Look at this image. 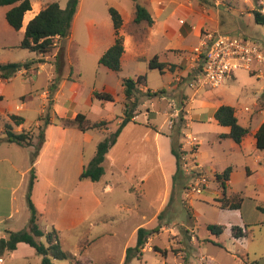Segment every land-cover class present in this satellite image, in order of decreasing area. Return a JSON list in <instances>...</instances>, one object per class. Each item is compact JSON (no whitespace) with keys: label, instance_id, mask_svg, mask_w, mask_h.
Returning <instances> with one entry per match:
<instances>
[{"label":"rangeland","instance_id":"374dc122","mask_svg":"<svg viewBox=\"0 0 264 264\" xmlns=\"http://www.w3.org/2000/svg\"><path fill=\"white\" fill-rule=\"evenodd\" d=\"M68 1L30 0L32 10L25 15L20 31L12 29L6 21L9 7H0V64L34 62L29 70L22 69L10 80L0 78V135L4 136V127L12 124L10 116L15 114L24 118L25 123L21 129L13 126L14 131H31L35 136L32 147L0 143V239L7 237L6 231L18 232L28 227L27 196L33 169L31 200L38 211V225L45 233L55 229L63 251L70 255L69 259L53 260V264H124L127 248L136 246L139 228L149 232L161 229L148 238L141 259L135 257L129 264H264V214L259 210L264 206V166L254 161L257 156L254 150L240 147L231 139H222L221 135L229 133V128L211 118L218 105H227L236 110L238 121L244 125H249L251 114L256 116L254 123L263 121L264 82L238 69L234 78L229 77L222 87L210 89L198 82L197 72L181 77L175 69L164 73L150 69L148 62L155 55L160 56V61L170 63H180L187 55L166 56L163 50L168 43L166 38L140 42L148 34L147 25L137 26L131 20L136 3L145 6L146 0H82L72 38H57L56 47L47 55L19 47L27 24L46 4L57 2L64 9ZM192 1L196 6L200 3V0ZM221 2H224L220 8L222 32L253 41L264 51V25L247 16L248 11L258 9L259 0ZM117 6L123 11L126 51L121 71L113 72L101 66L99 60L107 45L114 43L109 8ZM167 6L169 12L173 6ZM88 21H92L93 40ZM129 34L140 37V47H132ZM60 50H63L64 66L59 70ZM139 76L146 77V84L141 87L143 92L165 93L160 97H140L137 109L140 126L131 123L122 145L110 150L103 179L81 181L80 165L83 169L88 166L96 154L98 141L115 132L122 120L125 108L122 81ZM56 79L60 80L58 90L54 91L60 118L81 113L91 123L107 122L102 130L88 131V137L83 134L79 140L80 157L74 155L77 138L70 132L75 127H64L62 120L55 119L54 106L49 109L50 86ZM64 79L68 81L62 85ZM96 93L111 94L114 101L99 100ZM246 107L249 112L245 111ZM147 110L156 111L157 117L146 126L168 135L171 144L180 142L189 151L175 183L172 175L176 174L177 165L168 142L163 140L159 156L153 144V132L150 142L142 145L143 135L149 129L144 127L147 120L140 113ZM47 115L53 122L45 127L40 119ZM182 116H188L191 129L173 135ZM41 127L46 142L33 165ZM190 134L201 143L197 159L198 142L191 141L187 136ZM134 142V149L140 148L138 154L143 155L145 150V161L138 160L136 152H129ZM128 164L132 170L126 169ZM247 167L254 174L249 175ZM229 168L233 171L226 197L231 202L241 198L239 210L222 209L218 202L224 197L216 175ZM201 175L208 178V185L202 194H193L188 189ZM84 202L83 220L79 221L73 210ZM210 225L221 227V234L213 235L208 230ZM234 227L247 229L248 235L235 238ZM41 241L48 245L47 237ZM0 258L3 259L0 264H42L43 260L25 246L4 252Z\"/></svg>","mask_w":264,"mask_h":264},{"label":"trees","instance_id":"16d2710c","mask_svg":"<svg viewBox=\"0 0 264 264\" xmlns=\"http://www.w3.org/2000/svg\"><path fill=\"white\" fill-rule=\"evenodd\" d=\"M81 0H69L67 6L62 9L57 2L46 4L43 9L29 21L25 28L24 39L20 44L21 49H26L32 53L38 55H47L51 53L56 47L55 40L58 38L60 40L69 39L72 35V27L74 19L77 15L78 8ZM0 7H9V10L5 14V18L9 26L20 31L24 24L25 15L32 10V4L30 0H0ZM253 14V19L256 24L264 25V15L261 14L258 9L251 12ZM109 14L113 22L114 28V43L113 45L105 51L99 60V64L110 71L119 72L122 69V57L125 53V40L121 33L124 21L120 12L114 8H109ZM135 25L146 24L152 26L154 23L153 17L149 10L136 3L135 6ZM59 63V70L64 66L63 50H60L57 55ZM34 62L27 63H7L0 64V78L5 80H10L22 69L29 70ZM42 63V62H40ZM168 64L159 61V57L155 56L149 63L150 69H157L164 73ZM171 69V68H169ZM172 70V69H171ZM202 71L199 70V73ZM59 79H56L54 83L50 86V111L53 109V98L52 95L54 91L57 90V85ZM146 84V77L139 76L136 79H124L122 81L123 94L125 97V108L122 121L118 129L108 135L103 141L97 145L96 154L93 159L89 162L88 166L84 168L80 175V180H90L92 182H99L103 179L105 175V162L107 161L108 154L113 146L117 143L119 136L123 128L137 116V109L140 104V97H160L165 92L157 91L143 92L141 87ZM96 98L99 100L113 102L114 98L108 93H96ZM55 119H60L63 121L65 126L76 127L80 131L86 133L93 130H102L104 126L107 125L105 121H98L96 123H91L84 114H77L74 119L70 118H60L55 114ZM214 119L217 123L223 127L229 128L230 132L225 135H221L222 139H231L235 144L240 145L245 138L250 135V130L243 127L236 116V110L227 105H221L218 107L214 113ZM10 120L12 124H6L4 129V136L0 135V143H13L21 147H32L34 146V133L31 131L22 130L21 132H15L13 126H22L25 123L24 118L18 115H11ZM40 121L44 122V126L51 125L50 115L45 118H41ZM184 117L180 118L179 125L174 128L173 135H181L184 129ZM256 146L259 150H264V124L261 125L258 132L255 135ZM39 139V149L33 154L32 163L35 164V160L39 154V150L44 146L46 142L45 130L40 128V133L38 135ZM182 145L177 143L172 144V154L176 158L178 175L182 173L181 157L185 153L182 150ZM233 169L229 168L225 172L216 175L217 181L220 183L223 199L219 200L220 207L222 209L239 210L242 205V199L237 198V200L231 202L227 199L226 194L230 181V174ZM32 179L29 184L28 192V205L30 210V218L28 221L27 229L13 232L6 231V238L0 239V254L10 251L14 252L18 249L19 244H26L33 248L35 252L43 258L42 264H53V260H65L69 259L70 255L63 251L61 244L58 240L57 231L54 229L52 233H45L40 229L38 225V211L31 200V193L34 186V170L32 169ZM259 210L264 214V206L259 207ZM161 228H156L152 232L147 231L145 228H139L137 231V243L133 248H127L124 264H129L131 260L135 257L141 259L143 256V250L147 244L148 238L153 235V233L159 232ZM208 230L215 236L221 234V227L217 225H210ZM234 237L244 238L248 235V230L245 231L241 228L234 227ZM47 237L48 245L44 244L41 239ZM215 245L221 246L220 243L213 242ZM159 251L158 248H155ZM166 254V253H164ZM256 264V263H248Z\"/></svg>","mask_w":264,"mask_h":264},{"label":"crops","instance_id":"0c3cea01","mask_svg":"<svg viewBox=\"0 0 264 264\" xmlns=\"http://www.w3.org/2000/svg\"><path fill=\"white\" fill-rule=\"evenodd\" d=\"M167 4H170V5L173 6L170 9L169 12L167 11L168 10ZM223 5H224V2L222 3L221 0H200L199 5H197V6L194 4V2L192 0H146V5L144 7H146L149 10V12L151 13V15L153 17V20H154V23H153L152 26H148V25L146 26L147 30H148L146 32H148V34L144 35L145 37L142 38L140 40V42H142V44H143V42L145 40H147L148 43H149V41L150 42L151 41L157 42V41L161 40L162 38H166L168 43H165L164 49H163L166 56H170V55H175V56L176 55L177 56L187 55V56L185 58H183V60L180 63H170L169 61H160V56H158V55H155V56L159 57V61L160 62L168 64L169 68L175 69V71L178 72L180 74L179 76H181V77H184V75H186V76L188 75L189 76L193 72H197V77L196 78L198 79V82H199V77H200L199 68H194V67H195V63H196V59H197L196 50L201 47L200 45L202 43L203 38L207 34H213V33H220V34L228 36L227 34L222 32V20H221V10H220V8ZM116 9L120 12V14L123 17V21H124L123 11H122L121 7L117 6ZM79 12H80V10L78 8L77 15H76V17L74 19V22H73L72 30L75 27L77 18L79 16ZM247 16L253 19V14L251 12H249V11L247 12ZM134 18H135V12H134ZM134 18L131 21L134 22ZM87 24H88L87 26H88V31L90 33L91 40H93V37L91 36L92 33L90 31L92 21H88ZM137 26H139V25H137ZM123 27H125V23L123 24ZM123 27H122V29H123ZM121 33H122V30H121ZM128 36L133 41L132 42L133 43L132 44L133 48L140 47V42H138L140 37L136 38V36L130 35V34ZM70 38H72V35H71ZM110 44L111 43H109L107 45L108 47L106 48V51L110 48V46H111ZM125 51H126V46H125ZM124 55H125V53H124ZM136 58L139 59L140 57L137 56ZM122 59H123V57H122ZM151 60H149L148 63H150ZM169 68H166L165 71H167V70L170 71L171 69H169ZM229 77H233L234 78V73L231 74ZM64 80L65 81H64V83L62 85H64L65 82L68 81V79H64ZM142 90H144V89H142ZM122 91H123V88H122ZM261 95H264V87L262 88ZM261 95L259 97H261ZM52 97H53V102H54L53 106L55 108L54 111H55V114L57 115L56 111L58 110V106H57V103H56V95H55V93H53ZM124 99H125V97H124ZM124 103H125V101H124ZM220 106L221 105H218L216 107V109L218 107H220ZM142 107H145V104H143ZM247 108L248 107L245 108V111L249 112L250 109L246 110ZM164 112H165V115L168 118V116H169L168 110H165ZM255 113L261 114L263 112L255 111ZM140 114L145 116L147 122H146V124H144L145 125L144 127H146V129H149L148 132L145 134L147 136L143 135L145 137V140H144V137H143L142 138L143 139L142 145H144L147 142L148 143L150 142L149 139H150V136H151V134L153 132V134H154V136H153V144L155 146V150H156L157 155L159 156V154L161 153V145L163 143V140L168 142L169 150L172 153V144H171L172 142H171V139L169 138V136L166 135V134H163L161 132L156 131L153 127L151 128L149 126H146V125H150L151 124L150 120H155L156 119L157 112L156 111L147 110L146 113H140ZM138 116H139V114L133 119L132 122L128 123L123 128L117 143L113 146L112 149H115V147H118L119 145H122L123 140L126 138V133H129L128 129L131 126V123L138 124V122H137ZM236 116H237V113H236ZM75 117H76V114L73 115V116H68L66 118L74 119ZM255 117L256 116L254 114L250 115L249 125H244V124H242L239 121V123L243 127L248 128L250 130V135L247 138L244 139V141L240 144V147H243V148L247 147L248 149L254 150L253 152H255L256 155H257L254 158V161L257 162L260 166H262V165L264 166V150H259L257 148V146H256V138H255V135L258 132L259 128L261 127V125L264 124V120L260 121L258 124H256V123H254ZM211 118L214 119V114H213V116ZM187 119H188V116L184 117V123L186 122V124H184L183 131L185 129H191V124L189 123V121ZM253 124H256V125H254V127H252ZM63 126L69 128V126H65L64 123H63ZM154 126L156 128H158L156 124ZM21 128L22 127H20V129ZM139 128H141V127H139ZM159 129H160V131H163V130H161V128H159ZM70 132L73 133L74 136L77 138V141L75 142L76 148L74 149L75 150L74 151V155H75V153H77V155L80 157L81 154H82V146L79 145V142H80L79 140L82 138V136H84L83 135L84 132L80 131L76 127L73 130L71 129ZM87 134L88 133L86 132L85 133L86 137H88ZM225 134H228V133H225ZM100 142L101 141H98L97 145ZM178 143L181 144L180 142H178ZM133 144H136V142L132 143V150L129 151V152H134V153L136 152L135 157L137 155L138 160L145 161V159H146L145 150H144V154L140 155V154H138V152H140L139 151L140 148L137 147L139 149H136V148L134 149V145ZM200 144L201 143L198 142V151H197V153L195 155L196 159H197L196 156L199 155ZM142 147H144V146H142ZM184 149H185V147H184ZM175 163L177 165L176 158H175ZM159 167H161V166L158 163V168ZM126 169L127 170H132L131 167H130V164H128L126 166ZM246 169H247V172H248L249 175L254 174V172L250 168L247 167ZM82 170H84V169H83V167L81 168V165H80L79 173L80 172L82 173ZM213 172L216 173L217 171H213ZM172 176H173L174 183L179 180L180 175H178V167H177L176 174H174ZM139 178L140 179L144 178V175H143V177H139ZM166 179L168 181V177H166ZM262 181L264 183V178H263ZM229 184H230V181H229ZM107 188L111 189L110 185H108ZM107 188H106V190H107ZM85 204H86V202L80 203L79 206L76 207L73 210L79 216V221L83 220L81 215L84 214V212H82V211H83V207L85 206ZM73 222L76 223L77 219L74 218ZM22 246L30 247V246H28L26 244H19L18 245V249L20 247H22ZM30 249L34 250L31 247H30Z\"/></svg>","mask_w":264,"mask_h":264},{"label":"built area","instance_id":"2783aa9c","mask_svg":"<svg viewBox=\"0 0 264 264\" xmlns=\"http://www.w3.org/2000/svg\"><path fill=\"white\" fill-rule=\"evenodd\" d=\"M258 11L264 15V0H259ZM200 46L196 50L197 59L194 68H199L202 71L199 73L201 85L210 89H218L238 69L246 70L255 75L259 81L264 82V51L257 43L245 38L213 33L207 34ZM187 136L191 141H197L194 135ZM182 150L185 152L180 161L183 170L185 156L189 151L183 147ZM207 185L208 178L201 175L188 190L199 195L203 193ZM2 262L3 259L0 258V263Z\"/></svg>","mask_w":264,"mask_h":264}]
</instances>
